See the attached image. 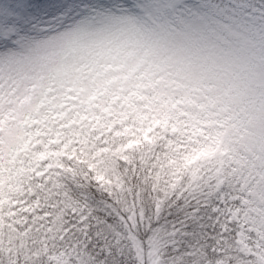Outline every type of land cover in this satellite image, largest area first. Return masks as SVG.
<instances>
[{
	"label": "snow or ice",
	"instance_id": "snow-or-ice-1",
	"mask_svg": "<svg viewBox=\"0 0 264 264\" xmlns=\"http://www.w3.org/2000/svg\"><path fill=\"white\" fill-rule=\"evenodd\" d=\"M0 264H264V0H0Z\"/></svg>",
	"mask_w": 264,
	"mask_h": 264
}]
</instances>
